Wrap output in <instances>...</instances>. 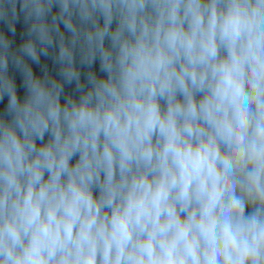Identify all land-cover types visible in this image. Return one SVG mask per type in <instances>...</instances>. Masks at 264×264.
I'll return each instance as SVG.
<instances>
[{"label": "clouds", "instance_id": "9594fccd", "mask_svg": "<svg viewBox=\"0 0 264 264\" xmlns=\"http://www.w3.org/2000/svg\"><path fill=\"white\" fill-rule=\"evenodd\" d=\"M0 264H264V0H0Z\"/></svg>", "mask_w": 264, "mask_h": 264}]
</instances>
